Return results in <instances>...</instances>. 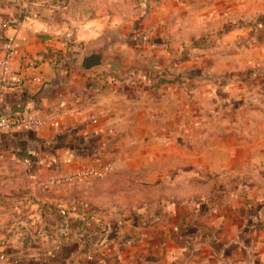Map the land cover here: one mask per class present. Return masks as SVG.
<instances>
[{"label": "rangeland", "instance_id": "obj_1", "mask_svg": "<svg viewBox=\"0 0 264 264\" xmlns=\"http://www.w3.org/2000/svg\"><path fill=\"white\" fill-rule=\"evenodd\" d=\"M6 1L112 100L96 159L0 164V264H264V0ZM109 41L122 67L85 71Z\"/></svg>", "mask_w": 264, "mask_h": 264}, {"label": "crops", "instance_id": "obj_2", "mask_svg": "<svg viewBox=\"0 0 264 264\" xmlns=\"http://www.w3.org/2000/svg\"><path fill=\"white\" fill-rule=\"evenodd\" d=\"M12 7L6 0H0V116L9 117L14 123L11 129L0 131V164L30 165L34 170L30 175L46 181L65 172L63 166L55 165L82 160L84 155L77 153L78 148H86L83 160L97 158L89 148H99L100 136L97 134L96 141L92 140L90 131L98 132L103 122L90 124L86 120L101 119L99 114L111 105L112 98L90 95L86 75L73 72L77 67L73 60L52 58L53 52L60 48L57 34L63 31L58 33L41 17H27L18 22ZM84 29L81 32L87 38L98 27ZM8 44L13 48L10 56ZM31 119L40 123L17 126L19 121ZM19 173H12V178L23 180L26 173ZM27 260L35 262L37 257L22 262L33 263Z\"/></svg>", "mask_w": 264, "mask_h": 264}, {"label": "water", "instance_id": "obj_3", "mask_svg": "<svg viewBox=\"0 0 264 264\" xmlns=\"http://www.w3.org/2000/svg\"><path fill=\"white\" fill-rule=\"evenodd\" d=\"M110 45L109 41L93 47L91 53L82 58L81 67L85 71L98 67H110L112 71L117 72L122 67V64L121 62L119 63L120 59L111 53Z\"/></svg>", "mask_w": 264, "mask_h": 264}, {"label": "built area", "instance_id": "obj_4", "mask_svg": "<svg viewBox=\"0 0 264 264\" xmlns=\"http://www.w3.org/2000/svg\"><path fill=\"white\" fill-rule=\"evenodd\" d=\"M8 54H11L13 48L10 44L7 45ZM7 59V57H6ZM40 123L39 120L31 119V120H23L17 123V126H30V125H38ZM14 126V123L11 122L10 118L7 116H0V131L2 130H9Z\"/></svg>", "mask_w": 264, "mask_h": 264}]
</instances>
